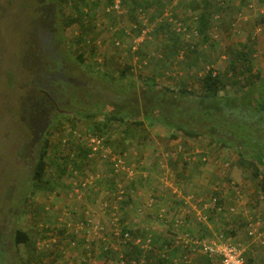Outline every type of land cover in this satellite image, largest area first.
<instances>
[{
    "label": "rangeland",
    "instance_id": "rangeland-1",
    "mask_svg": "<svg viewBox=\"0 0 264 264\" xmlns=\"http://www.w3.org/2000/svg\"><path fill=\"white\" fill-rule=\"evenodd\" d=\"M108 1L61 0L62 4L52 5L48 0H0V264H22L30 254L32 248L22 243L14 246L11 236L15 228L33 229V234L38 233L36 231L42 225L58 228L51 233L61 239L63 245L70 235L59 230L63 227L72 231L80 229L79 226L86 221L103 227L99 229L100 233L91 234L98 240V247L91 245L86 235L85 240H76L77 246L65 245L64 249L53 250L59 255L56 259L46 255L28 264H50L49 260L51 264H89L94 256L96 260L105 256L106 264H166L168 247L157 252L153 241L157 236L155 233L164 229L166 219L170 221L166 229L175 231L177 245L182 243L186 231L174 225V218L179 213L177 209L183 205L181 195H193L190 203L194 210L189 207L194 215L198 210L202 216L214 209L224 211L225 215L221 216V221H225L224 229H237L238 233L243 232L244 239L249 238L244 223L247 225L250 218L262 216L259 210L263 205L260 206L259 193L255 190L258 179L252 177L250 170L238 165L239 151L223 146L207 135L180 134L178 138H172L170 130L165 127H133L132 123H127L126 129L134 133L129 139L133 145L121 156L131 167L130 175L122 171L112 176L109 172L111 165L103 158L102 148L93 171L88 170L86 163H80L81 160L74 167L72 162L76 157L72 153L84 147L76 138L78 131L74 128L89 130L90 123L102 119V116H96L90 121L81 115L98 109L122 111L126 96L123 91L128 89V83H134L138 78H148L171 87L186 85L199 92L206 71L212 69L223 77L232 52L239 47L249 52L253 71L258 70L264 77V15L260 14L264 0H225L226 4L222 0H206L209 6L205 8L199 5L202 0H158L148 9L130 7L129 0H113L106 6ZM136 1L145 3V0ZM219 3L226 6L225 11H216ZM76 4L79 10L88 14L80 15ZM115 4L119 5L118 10L108 9ZM60 5V10L55 9ZM200 11H204L210 21L205 37L199 32L187 37L172 30L178 27V23L180 27L184 22L187 24ZM215 13H218L219 20L212 19ZM71 18L74 21L68 25ZM156 26L157 31L153 28ZM142 28L150 30L146 36L142 35L145 39L132 52V40ZM117 40L118 45L113 44ZM62 53L65 58L61 57ZM78 53H82L85 59L81 64ZM123 69L124 74H121ZM233 78L231 75L227 82L229 91L234 89L231 85ZM247 80L242 76L233 84L243 85ZM58 81L63 85L71 84L74 89H69L70 93L62 92ZM45 92L54 98L60 109H56ZM70 108L77 115L72 116ZM62 109L68 110L71 117L58 118ZM127 120L132 121L128 117ZM48 124L52 126L49 128ZM123 126L119 122L112 123L104 133H110L119 143L120 138L116 135L122 133L120 127ZM41 127L44 128L40 130ZM45 131L48 132L49 149L43 178L47 182L36 184L31 172L39 148L37 144L41 142V136L36 133ZM112 133L116 134L113 136ZM135 135L137 138L139 135V142L132 139ZM64 138L68 142H63ZM106 148L111 149L110 146ZM99 175L114 177L116 184L101 182L95 186L97 178L94 180V177ZM163 181H167V185ZM194 181L202 187L195 190ZM118 182L123 184L124 199L129 197L134 202V210L129 209V205L125 207L124 223L128 227L130 224L126 222L132 219L141 223V230L130 226L131 240L122 239L110 229V233L107 232V226H104L110 223L108 213L111 211L107 200L102 201L106 197L104 189H113ZM140 184L144 186L138 194ZM150 184L158 188L153 194L150 189H145ZM175 187L178 192H174ZM166 189H171L168 200L174 199L156 211L153 206L159 199L157 194H165ZM214 197L220 199L219 205L214 204ZM236 199L243 204L238 205ZM22 200L25 206H21ZM151 200L152 207L146 208V203ZM174 204L179 207L175 208ZM231 207L234 210H230ZM170 212L173 216L165 218ZM192 218L196 220V216ZM182 219L185 227L187 218ZM146 226L148 230L144 229ZM147 234L151 238L149 244L145 242ZM104 235L107 236L105 240ZM137 238L144 246L140 251L137 247L138 251L132 253L130 244L136 245ZM190 242L194 246L193 240ZM84 244H89V248ZM192 246L187 242L181 251L178 248L177 254L184 257L175 256L171 264H206L200 248L190 250ZM246 252L248 256L252 251ZM212 263L220 264L215 258L209 264Z\"/></svg>",
    "mask_w": 264,
    "mask_h": 264
},
{
    "label": "trees",
    "instance_id": "trees-1",
    "mask_svg": "<svg viewBox=\"0 0 264 264\" xmlns=\"http://www.w3.org/2000/svg\"><path fill=\"white\" fill-rule=\"evenodd\" d=\"M48 1L52 5L58 2L62 4L61 0ZM109 1L106 6H109L110 3H113V0ZM222 1L226 4L225 0ZM94 2L96 3V1ZM128 3L130 7L148 9V6L150 4H157L158 0H145V3L143 4H139L136 0H129ZM245 4L247 5V2ZM199 5L205 8L206 6H209V3L206 0H202ZM219 5L220 6H217L216 11H225L226 6H224L222 3H219ZM78 7L79 6L76 4L75 8L79 10ZM60 8L61 5L55 9L60 10ZM251 8L253 9L254 7L252 6ZM164 9L165 8H163V10ZM79 12L80 15L84 16L88 14L87 11L84 12L82 11V9L79 10ZM217 14L218 13L213 14V20L220 19ZM260 14L264 15V13ZM194 18L191 19V21H187V24L184 22V24L182 25V27L185 28L184 30H177L176 27H174L172 30L175 31L176 34L183 33V35L185 36L187 34L194 36L199 32L201 35H203V37H205L206 31L210 24L209 18L205 16L204 11L199 15H196V17ZM73 21L74 18L69 19L68 25ZM66 23L67 22H64V24ZM153 28L156 31L158 30L157 26ZM88 43L89 40L87 39L86 44L88 45ZM178 53H176L175 57H177ZM60 55L62 58L66 57L63 53ZM77 58L80 64L85 60L82 57V53H78ZM250 59L251 56L247 50L241 49L240 47L235 49L232 52V56L230 57V60L226 67V72L223 77H221L212 69H208L202 77V83L199 92L186 87V85L171 87L170 85L160 84L157 81L149 80L148 78H138L134 83H128V89L123 91L124 93H126V96L124 97L125 100L121 105L124 108L122 111L107 112V110L98 109L96 111L85 112L81 115L82 117H85V119L90 121L95 120L96 116H102V119H100L98 122L90 123L88 126L89 130L80 131L79 129L74 128L78 131V133H75L76 138L83 144L84 147L80 148L75 153H72L74 157H76V159L73 160L72 164L74 165V167H77L78 162L81 160L80 163H86V166L90 168L88 170L93 171L92 168L94 167L95 160L99 158L97 157L99 151L92 154V151L89 150L86 144L87 138L89 136L97 135L98 137H102L103 143L106 146L108 145L111 147L112 154L122 157L121 155H125L128 152L130 145H133L130 143L129 139L134 135V133H129L128 129H126V127L128 126L127 123H132L133 127H144V125H158L169 129L170 136L172 138H178L180 134L183 136L207 135L220 141L223 146H230L238 150V165L251 171L252 177L254 179H258V190L264 194V77L260 75V72L258 70L253 71L250 65ZM126 69H130L129 66H126ZM124 71L125 70L123 69L121 71V74H124ZM231 75L234 76L231 84L234 89L232 88V91H229L227 88L229 83L228 80L231 79ZM242 76L246 77V80H248L243 85H234L233 83L239 82V78ZM123 77V80H125V75H123ZM58 82L60 85L59 88H61L62 92L70 93L68 90L74 89L71 84L63 85L62 81ZM70 110V112H72V116L77 115V113H74L75 110H73L72 108H70ZM69 113L61 112V114H58L60 115L58 116V118L65 117V119H68L71 117V114ZM127 117L128 119H132V121H128ZM116 122L124 125L123 127H120L123 128L120 131L122 133H118L116 135L118 138H120V141L118 140L119 143H117L115 139L111 137L110 133H104V130L110 127L112 123ZM43 125H45V123H43ZM49 125L50 124H48V127ZM51 126L52 124L50 125V127ZM48 127L47 129L49 130L50 127ZM43 132L36 133V136H41V142L37 144V147L39 148H37L35 159H33L34 163L32 164L31 168L32 180L35 181L36 184L47 182L43 177L47 167L46 155L49 149V140L47 138L48 132L45 131L46 135ZM115 134L116 133H112L113 136ZM138 138L135 135V137L132 139H136V142H139ZM62 140L64 142L67 140V138H64ZM73 141L77 143L75 138ZM122 141L126 142L123 143ZM116 151H121V154H116ZM78 157L80 158L78 159ZM108 157L103 156L107 163H110L111 168L109 169V172L113 176L115 175V172L113 170L112 163L110 162V160H108ZM123 161L125 165H128L126 164L124 158ZM80 178L81 180L84 179L82 177ZM95 179V186L100 185L101 182L111 183L112 185L116 184L114 177L108 178L105 175H99L97 177H94V180ZM118 183L122 185L124 194L122 182ZM81 185L89 187V185H86L85 183H81ZM102 188L104 189V187ZM112 188L113 189H104L106 190V197L102 201H108V199L110 201L114 200V193L116 192L117 185ZM150 190L151 194H153V191L155 189ZM167 194H169V192ZM128 200L131 199L129 197L124 199L123 195L122 200L119 202V208L115 210L117 221L121 223L119 225L122 231L130 228L124 223V215L127 214L125 207L126 205H129L131 203V201ZM20 204L21 206H25L23 200L20 202ZM152 205L153 202H148L146 203V208H150L152 207ZM138 210L141 211L142 208H138ZM213 213L220 214L216 209H214V211H207L205 215V219L207 220L199 221L196 219L193 221V223H191L192 226H197L202 229L203 225H205L204 223H207V221L210 222V224L215 225L217 218L212 216ZM114 217L115 216L112 214V212L108 213V221H110V223L108 222V226H110L111 229L114 226ZM257 219L261 221V227L264 226V217L256 216V220ZM221 222H223L224 224L225 221ZM81 225L82 227H79L80 229H75L73 231L70 230L71 228L67 227H63V229L59 230L60 232L66 231V233L70 235L69 240H67L63 245H61V239H58L51 233L53 230L58 231V228L51 229L46 225H42V227L36 231L38 233L35 234H33V229L25 231L21 228H15L11 238L14 246H18V244L22 243L32 248L30 250L29 256L23 260L22 264H28L32 260H39L46 255H52L53 259H56L59 255L56 252L54 253L53 250H59L60 247H63L64 249L65 245L77 246V241L85 240V236H88L89 232H93L91 224L88 221L82 222ZM183 225L180 226L181 229L185 228L183 227ZM261 227L259 231L264 232V228L262 229ZM184 231L186 232L183 234L182 243H180L179 245H177V242L174 243V245H176L175 247H178L179 249H182L184 246L186 247L187 242L192 246L190 241L194 238H197L198 240H202L204 238L203 235H199L196 237L194 234H192V232L190 233L188 229ZM227 233H230L231 235ZM236 233L237 232L231 228L223 229L222 232L220 231L221 240H223L224 242L234 243V241H232L230 238L234 237ZM79 234L82 235V237H80L82 239H79L77 237L79 236ZM205 236L207 237V235ZM74 237H76V239ZM185 240L187 241L185 242ZM257 243L261 245L259 242ZM138 244L139 243H136V245L130 244L132 245L130 246V250L132 253L138 251L137 247L139 248V251L141 250V246ZM89 246V244H84L85 248H89ZM261 246L264 247V243ZM192 248L194 250L200 248L199 250H201V245L200 243H194V246H192ZM105 249L106 247L102 251H104ZM207 255L208 254L205 253V255H203L202 257V260L205 261L204 263L206 264H209L211 262L210 259L213 260V258H215L216 260H218L215 256L213 257ZM243 255L245 258V263L250 264L249 260L251 258L249 257V255L247 256V252L245 251V249L243 250ZM177 256L184 257L178 254L176 255V257ZM49 261L51 264V260Z\"/></svg>",
    "mask_w": 264,
    "mask_h": 264
},
{
    "label": "built area",
    "instance_id": "built-area-1",
    "mask_svg": "<svg viewBox=\"0 0 264 264\" xmlns=\"http://www.w3.org/2000/svg\"><path fill=\"white\" fill-rule=\"evenodd\" d=\"M248 6L252 7L253 4H249ZM109 8H119V5L115 4L113 6L108 7V9ZM262 9H263V12H260V13H264V7ZM180 26H181V24L178 23L177 30H184L185 29L184 27L181 28ZM149 30H150L149 28H142L141 33L132 40V42H133V45H131V51L132 52L137 50V47H138L140 41L144 40V39H142V35L147 34L149 32ZM145 36H144V38H145ZM186 36L189 37L190 34H187ZM118 43H119L118 41L115 42V44H118ZM86 144L88 147H90L92 154L94 152H97V151L100 152V149L102 148L103 149L102 150L103 156H109L108 159L112 163L113 170L115 173L125 171L127 173V175H130V173H131L130 168L131 167L124 164L122 157H119L118 155L112 154L111 149L106 148L108 146H106L103 143L102 137H98L97 135L96 136H89L87 138ZM178 150H181V145H178ZM163 184L167 185V181H163ZM174 192H178L177 188H174ZM192 196H193L192 194L179 196L182 199L183 205H180L179 208H181V211L178 213V216L176 218H174V225L178 228L181 225H183L182 217H184V215L186 213H188L189 210H191L189 206L192 205L190 203ZM122 198H123L122 185L120 183H118L116 192L114 193V200L113 201L109 200L106 202V203H108L107 206H109V210H111L112 214L115 216L114 217V226H113L111 232L115 235L121 236V238L124 240H131L132 235L130 233V230L128 228L125 231L121 230L120 225H119L121 223H119L117 221V216L115 214L116 213L115 210L117 208H119V202L122 200ZM150 202H152V200ZM192 207L193 206H191V208ZM163 210L161 212H164ZM193 210H194V207H193ZM230 210H234V208L231 207ZM195 216H196V219L199 221L206 220L205 216H202L201 212L199 210L195 211ZM79 227L81 228L82 225H80ZM260 227H261V221L259 219L256 220V218H254V219L250 218L247 222V225H246V232H247L248 236L253 237L254 239H257L260 244H263L264 243L263 234L261 231H259ZM91 228H92L93 232H98L99 229H101L103 227H101V226L98 227L97 225H94V226L91 225ZM150 240H151L150 235L147 234V236H145V242H147L146 244H149ZM193 240H194L193 242L195 244L200 243L202 252L207 253L209 256L217 257L220 264H246L245 258L243 255L244 249L240 244L224 242L223 240H214V239L209 240L206 238H203L202 240H198L197 238H194ZM186 241L187 240H185V242ZM134 242L140 243L141 240L137 238V239H135ZM191 249L194 250L193 248H191Z\"/></svg>",
    "mask_w": 264,
    "mask_h": 264
},
{
    "label": "crops",
    "instance_id": "crops-1",
    "mask_svg": "<svg viewBox=\"0 0 264 264\" xmlns=\"http://www.w3.org/2000/svg\"><path fill=\"white\" fill-rule=\"evenodd\" d=\"M239 2L237 1V3L236 4H238ZM239 5V4H238ZM237 5V6H238ZM236 6V8L238 9V7ZM236 9V10H237ZM255 9V8H254ZM258 11V9H256V12ZM201 182H202V180H201ZM203 183V182H202ZM193 188L195 189V190H198V187H202L198 182H193ZM142 186H144L143 184L141 185H138V189H139V191H138V194H140V190L142 189ZM204 186V185H203ZM176 188V187H175ZM146 191L148 190V189H158L157 187H154L152 184H150V185H148L146 188ZM202 189V188H201ZM160 190V189H159ZM171 189H166L165 190V194L164 193H158L157 194V196L159 197V199H157L156 200V204L153 206V208L154 209H156V211L161 207V206H163V205H165V204H169L168 203V201L170 202L171 201V199H174V197H172L171 199H169L168 200V197H170V196H168V192L170 191ZM255 190L259 193V195H258V200H259V202H260V206H262L263 207V209H261L262 207H260V210H259V214H261L263 217H264V194L263 193H261L259 190H258V188L257 187H255ZM154 193L156 192V191H153ZM171 192V191H170ZM174 196V195H173ZM240 197V196H239ZM176 200H179V201H181L179 198H175ZM214 199V204H218V202L220 203L221 201H220V199H218V198H216V197H214L213 198ZM131 201V200H130ZM237 203H238V205H240L241 203L243 204V201H241V200H235ZM247 200H245L244 202H246ZM177 202V201H176ZM182 202V201H181ZM262 202H263V204H262ZM252 203L253 204H255V202H253L252 201ZM132 204H134V202L133 201H131V203L129 204V209L131 208L132 210H134L133 209V207H132ZM249 205H252L251 204V202L249 203ZM171 206V205H170ZM180 206V205H179ZM178 206V204H174V207L176 208V207H179ZM173 209V211H175L176 209ZM177 211L178 212H180L181 211V208H178L177 209ZM217 212H219L220 214H217V213H213L212 214V216L213 217H216L217 218V221L215 222V225L214 224H210V223H206L205 225H203V228L202 229H200L199 227H197V226H192V224L191 223H193V221H194V219L192 218V217H194L195 215H194V213H193V211L192 210H189V212L188 213H186L185 215H184V218H187L186 220H187V223H186V226H185V228L184 229H182V230H189L190 232H192L196 237L197 236H204V238H206V239H209V240H211V239H214V240H221V237H220V231L222 232V230L224 229V228H226L225 227V225L223 224V222H221V216L222 215H225L224 214V211H222V212H220V211H217ZM173 216V214L171 215V212L165 217V218H169V217H172ZM133 220V219H132ZM130 221L129 220V222H126V223H128V224H130V226L131 225H133L134 227L136 226V227H138L140 230H141V223H139L138 222V220H135V221ZM106 222L107 221H105V224H106ZM133 222H136L135 224L133 223ZM141 222V221H140ZM165 227H163L162 225H160L159 227H163L164 229H161V230H159L157 233H155V235H157L156 237H155V240L153 241V245L154 246H156V251L157 252H159V249H162V248H164L165 246L166 247H168L167 248V252H168V257L164 260V261H166V264H171V262H172V260L174 261V258H175V256L177 255V250H178V247H175L174 246V243H175V241H174V234H175V231L173 230V229H171V231H169L168 229H166L167 227V222H170V221H168V220H166L165 219ZM172 222V221H171ZM245 223H244V226L243 227H245ZM104 226H107V232H109L110 233V231H109V229L110 230H112L111 228H110V226H108V222H107V224L106 225H104ZM129 226V227H130ZM172 226H174L173 225V223H172ZM180 229H181V227H179ZM178 228V229H179ZM262 229L264 228V226H262L261 227ZM144 229H147L148 230V228H147V226L146 227H144ZM232 229V228H231ZM235 230V229H234ZM264 230V229H263ZM236 234H235V236L234 237H231L230 239L231 240H234L236 243L237 242H239V244L245 249V251H247V250H249V251H252L251 253H249V257L251 258L249 261H250V264H264V247H262L260 250H259V248L261 247H259V245H258V241H257V239H254L253 237H247L246 239H244L243 238V232L242 233H238V231H237V229H236ZM98 233H100V232H98ZM161 233V234H160ZM171 233H173V235L171 234ZM91 234H93V235H95V234H97V232H93V233H89L88 234V236H89V239H90V243H91V245H93V246H96V247H98V245H97V243H98V240L97 239H95V238H93L92 237V235ZM262 234L264 235V232H262ZM205 235H207V237L205 236ZM162 236H165V237H162ZM210 238H209V237ZM80 237H82V235L81 234H79V239H82V238H80ZM107 238V236H105L104 235V237H103V239L105 240ZM135 243V242H134ZM141 243V242H140ZM139 243V244H140ZM140 246H144V244H140ZM180 251H181V248H180ZM179 251V252H180ZM159 254V253H158ZM202 254H204L205 255V253L203 252ZM208 256V255H207ZM104 258H105V256H103V258L102 259H99V260H96L95 259V256L90 260L91 262L89 263V264H99V262H101V261H103L102 262V264H106V259L104 260ZM210 261L212 262V260L210 259ZM76 263H78V261L76 262ZM79 264V263H78ZM182 264H184V263H182ZM199 264V263H198ZM203 264V263H202Z\"/></svg>",
    "mask_w": 264,
    "mask_h": 264
},
{
    "label": "flooded vegetation",
    "instance_id": "flooded-vegetation-1",
    "mask_svg": "<svg viewBox=\"0 0 264 264\" xmlns=\"http://www.w3.org/2000/svg\"><path fill=\"white\" fill-rule=\"evenodd\" d=\"M62 79H64V78H62ZM46 93V95L52 100V102H53V104L54 105H56V109L58 108L57 107V102L54 100V98H52V97H50L48 94H47V92H45ZM60 109V108H59ZM62 110H64V109H62ZM65 111H67V110H65ZM65 113V112H64ZM67 113V112H66ZM38 121H35V123H37ZM44 127H41L40 128V130H42Z\"/></svg>",
    "mask_w": 264,
    "mask_h": 264
},
{
    "label": "clouds",
    "instance_id": "clouds-1",
    "mask_svg": "<svg viewBox=\"0 0 264 264\" xmlns=\"http://www.w3.org/2000/svg\"><path fill=\"white\" fill-rule=\"evenodd\" d=\"M111 9H113V8H111ZM114 9H116V10H118V8H114ZM116 39V38H115ZM145 39V38H144ZM118 41V40H117ZM119 42V41H118ZM132 235V234H131Z\"/></svg>",
    "mask_w": 264,
    "mask_h": 264
},
{
    "label": "water",
    "instance_id": "water-1",
    "mask_svg": "<svg viewBox=\"0 0 264 264\" xmlns=\"http://www.w3.org/2000/svg\"><path fill=\"white\" fill-rule=\"evenodd\" d=\"M61 112H68V111H65V110H61Z\"/></svg>",
    "mask_w": 264,
    "mask_h": 264
}]
</instances>
